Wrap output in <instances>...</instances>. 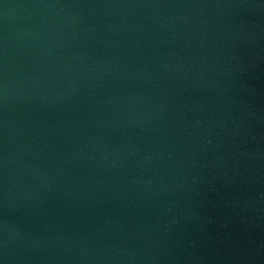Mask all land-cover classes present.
I'll return each mask as SVG.
<instances>
[{"label": "water", "instance_id": "95a60500", "mask_svg": "<svg viewBox=\"0 0 264 264\" xmlns=\"http://www.w3.org/2000/svg\"><path fill=\"white\" fill-rule=\"evenodd\" d=\"M0 264H264V0H0Z\"/></svg>", "mask_w": 264, "mask_h": 264}]
</instances>
